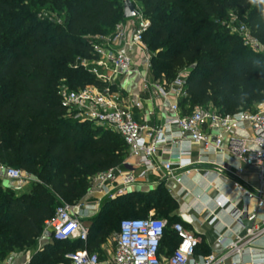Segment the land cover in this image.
Here are the masks:
<instances>
[{"label":"trees","instance_id":"16d2710c","mask_svg":"<svg viewBox=\"0 0 264 264\" xmlns=\"http://www.w3.org/2000/svg\"><path fill=\"white\" fill-rule=\"evenodd\" d=\"M21 1L31 10L37 9L38 3L50 2L54 10L63 12L64 20L62 26L51 30L40 19H33L25 28V18L17 26L9 25L8 17L24 7L0 0V163L36 178L27 194L13 197L0 190V264L42 235L44 222L60 201L76 204L94 175L119 166L127 148L120 136L107 129L64 117L59 94L61 88L103 87L79 62L91 58V38L111 34L124 20L123 2ZM137 1L150 23L143 41L151 53L152 79L168 83L180 69L194 66L187 77V95L179 102L184 114L194 106L209 104L223 114L249 111L264 101V59L251 54L238 36L217 23L221 17L227 21L235 17L251 37L264 44V3ZM156 189L148 192L154 204L145 211L154 210V218L171 211L175 223L176 202L161 184ZM139 192L102 202L87 243L90 252H95L107 235L109 223L100 226L104 217L114 220V214L128 212L125 205ZM140 218L146 215L140 214ZM167 231L166 227L164 236ZM49 240L29 264H69L65 254L81 247L75 241ZM61 244L63 248H55Z\"/></svg>","mask_w":264,"mask_h":264},{"label":"built area","instance_id":"2783aa9c","mask_svg":"<svg viewBox=\"0 0 264 264\" xmlns=\"http://www.w3.org/2000/svg\"><path fill=\"white\" fill-rule=\"evenodd\" d=\"M233 19L223 25L230 32L239 35L243 45L264 59V44L251 37L243 24L236 26ZM149 21L139 15L117 23L111 34L99 35L90 39L91 58L81 59L79 66L90 73L103 87L87 85L77 90L60 89V105L64 117L88 122L107 129L121 137L133 156H140L136 166L124 161L119 166L94 175L89 183L87 194L98 192L101 198L115 199L133 192L144 179L147 171L164 172V177H181L191 173H207L202 164H210L220 169L215 175L223 174L230 184V191L217 207L230 198L242 200L244 206L233 208L232 219L241 233L233 234L227 244V256L249 257L262 252L256 243L264 236V101L255 106V111L239 110L223 114L209 106L194 107L184 114L179 106L186 97L187 77L193 65L180 69L175 78L168 83L150 81L151 53L143 41L149 28ZM139 64H137V59ZM140 74L144 90L154 89L161 97L173 96L169 104L170 115L159 125L139 122L134 109H140L141 103L136 96L123 97L121 91ZM187 141L199 147V158L195 161L183 159V149L171 158L173 162H154L160 146ZM224 153L232 155L238 164L255 171V184L244 182L243 169L236 166L232 171L224 163L208 162V154ZM137 168L138 172H135ZM33 177L26 172L0 163V183L6 182L15 187L26 185ZM255 202V211L249 212L245 203ZM82 202L70 205L60 201L52 216L44 222L43 232H47L54 241L77 242L80 248L65 254L70 264H100L96 252L87 248L89 228L82 218ZM243 222L249 223L248 226ZM166 222L148 216L146 218L123 219L114 237L113 254L107 264H217L218 259L209 254L195 259L198 246L197 237L182 223L176 222L171 229L177 238V246L166 258H161L159 249L164 238ZM30 260L20 264H29ZM1 264H14L10 261Z\"/></svg>","mask_w":264,"mask_h":264},{"label":"crops","instance_id":"0c3cea01","mask_svg":"<svg viewBox=\"0 0 264 264\" xmlns=\"http://www.w3.org/2000/svg\"><path fill=\"white\" fill-rule=\"evenodd\" d=\"M139 58L137 64H139ZM150 81L153 82L151 76ZM121 95L136 96L141 103L140 109H134L135 118L139 122H145L148 125H159L163 120L170 115L169 104L173 101L174 97L168 96L167 98L161 97L154 89L148 88L144 90L140 82V74L133 77L132 81L121 91ZM178 148L183 149L185 154L183 159H191L195 161L199 158V147L188 143L187 141L181 142L180 146L175 144H165L160 146V150L154 162H173L175 167L176 161L171 158L178 152ZM208 162L215 164L224 163L230 171L236 166L243 169L242 179L244 182L255 184V171L252 168H246L235 160V158L227 153L221 154H208L204 157ZM130 166H136L140 162V156H133L130 154L128 148L123 157V162ZM201 169H208L209 172L203 174L191 173L188 176L181 177L177 182L174 178L164 177V172L147 171L144 179L138 184L136 190L148 187L154 189L158 184H161L168 194L174 199L177 208L174 212L175 223L180 222L183 226L192 232L198 239V246L195 250V259H200L209 254L214 255L219 261L217 264H264V236L256 243L262 252L257 253L251 257L244 255L227 256L226 246L232 240L233 234L241 233L238 230L237 224L232 219L231 211L233 208H242L244 202L237 198L226 200L220 207L215 205V202L221 201L224 195L230 191V184L228 179L223 174L215 175L220 172V169L210 164H202ZM139 170V169H138ZM137 168L135 172H138ZM216 171V172H215ZM135 190V191H136ZM101 194L98 192L86 193L80 200L83 207L81 213L84 214L82 218L85 226L89 228V236L92 237L93 222L99 213L102 206V201H98ZM247 211H255V202L249 201L245 203ZM248 226L249 223L243 222ZM43 237L49 240L50 237ZM89 238V239H90ZM88 239V241H89ZM50 241V240H49ZM49 243V242H48ZM177 238L173 234L171 228L165 234L159 249L161 258H166L174 251L177 246ZM114 246V245H113ZM100 259V264H107L113 254L104 247L101 243L99 248L95 250ZM17 258L11 259L10 262L20 264L30 260L28 254L16 256ZM70 264V262H69Z\"/></svg>","mask_w":264,"mask_h":264},{"label":"rangeland","instance_id":"374dc122","mask_svg":"<svg viewBox=\"0 0 264 264\" xmlns=\"http://www.w3.org/2000/svg\"><path fill=\"white\" fill-rule=\"evenodd\" d=\"M12 1H13V3L16 2L15 4H19L24 8L21 12L15 13V14L8 17V19H10L9 25L13 24V25L17 26L20 24V22H22L23 18H25L26 21L22 25V28H25L28 25H30L33 22V19H34V21H35V19H40L43 22V26L46 28H49V30H51L54 26H57V25L62 26V24H63V20H64L63 12L58 13L56 10H54L56 7L54 6V4H51L50 2L45 1V2L38 3L37 9L31 10L30 8H26L25 6L27 4H25L21 0H19V1L12 0ZM33 1L37 2V0H33ZM59 1L62 2V0H59ZM119 1H121V3H122L124 0H119ZM130 1L134 4L136 9L140 13L143 12V8L137 0H130ZM231 18L234 20L233 24H235L236 26H239L242 24L241 22L236 21L235 17H231ZM227 20L228 19H226L225 17H221L217 20V23L220 24L221 28H225V26L223 24L228 22ZM6 25H8V24L6 23ZM230 33L239 37V35L236 33H232V32H230ZM243 46L245 48H247V50H249L251 52V54L254 53L249 47H246L245 45H243ZM148 51H149V49H148ZM254 54H256V53H254ZM77 60H76V62H77ZM208 106L216 108L212 104H209ZM194 107H196V106H194ZM249 111H255V106L253 108H251ZM35 181H36V178L33 177L32 180H30L26 185H24L22 187H15L14 185H11L9 183L1 182L0 183V190L2 192H8L13 197L14 196H20L22 194H27L29 192V190H31V187ZM159 185L160 184H158L154 189L153 188L150 189L148 187L139 189L140 192L135 197L134 201H131L129 204L125 203L126 205L123 203L125 206H127L129 208L128 212L123 211L121 213L119 212L118 214H114L113 215L114 220H110L108 218V216H107V218H106V216L104 217L101 225L100 224L99 225L102 226L105 223H107V224L109 223V225H108L109 230L107 229V235L105 236V238H103V240H101V243L104 244V247L106 249H108V251L110 253H111V250L113 249L114 237H115V234L117 233V228H118L119 222L121 220L129 219V218H140V214H145L146 217L153 216L155 214L154 210L147 212V211H145V209L154 204V199L148 195V192L151 190H157L156 188ZM159 194H160V196H164L165 193L161 191V192H159ZM117 204L118 203H116V205ZM21 206H23V205H21ZM131 208H133V209L131 210ZM171 216H172V212L170 211L166 214L158 213L155 215V218L165 221L167 230H169V228H171V226L174 224V221L172 220ZM48 242H49V240H46L41 235L37 239H35L34 243L30 247L24 249L22 252L13 253V254L8 255L3 260V263L10 261L11 259H14V258L16 259L17 258L16 256L17 255L20 256V254L21 255L28 254L30 256V259H31L34 255L41 253V251H43L44 248H46L45 246ZM63 246H64L63 244L55 245V248H59V247L63 248ZM54 262H56V261H54Z\"/></svg>","mask_w":264,"mask_h":264},{"label":"water","instance_id":"95a60500","mask_svg":"<svg viewBox=\"0 0 264 264\" xmlns=\"http://www.w3.org/2000/svg\"><path fill=\"white\" fill-rule=\"evenodd\" d=\"M139 15V11L130 0H124L122 5V17L124 19L134 18ZM45 237H50L47 232H44Z\"/></svg>","mask_w":264,"mask_h":264},{"label":"clouds","instance_id":"9594fccd","mask_svg":"<svg viewBox=\"0 0 264 264\" xmlns=\"http://www.w3.org/2000/svg\"><path fill=\"white\" fill-rule=\"evenodd\" d=\"M253 2H255V0H253ZM260 3H264V0H259Z\"/></svg>","mask_w":264,"mask_h":264}]
</instances>
